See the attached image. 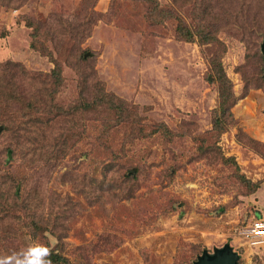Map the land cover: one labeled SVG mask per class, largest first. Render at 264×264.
<instances>
[{
  "label": "rangeland",
  "instance_id": "1",
  "mask_svg": "<svg viewBox=\"0 0 264 264\" xmlns=\"http://www.w3.org/2000/svg\"><path fill=\"white\" fill-rule=\"evenodd\" d=\"M234 10L231 0H0V91L26 112L3 111L9 131L0 121V178L20 197L6 194L0 254L38 242L66 264H194L230 245L240 264H264V243L242 234L264 222V35L233 23ZM27 20L90 30L86 63L60 45V87L55 63L31 48ZM207 23L215 41L202 44ZM180 24L194 41L178 39ZM218 65L244 101L232 109L237 124L217 135ZM84 70L136 106L138 120L53 119L49 103L69 110Z\"/></svg>",
  "mask_w": 264,
  "mask_h": 264
},
{
  "label": "trees",
  "instance_id": "2",
  "mask_svg": "<svg viewBox=\"0 0 264 264\" xmlns=\"http://www.w3.org/2000/svg\"><path fill=\"white\" fill-rule=\"evenodd\" d=\"M234 7V22L239 25L242 30H246V27H251L249 30L257 31L261 36L264 35V0H231ZM237 11V12H236ZM240 13V16H238ZM253 18L250 22V18ZM232 23V22H229ZM256 24L253 28L252 24ZM88 24V23H87ZM86 24V25H87ZM26 26L31 29V48L37 52H43L44 56L50 57V60L55 63V69L52 70L50 77L53 84L59 85L63 84L61 77V63L56 57L59 52L60 45H66L67 50L65 55L74 56L75 60L86 63L88 59H85L86 53L81 52L80 42L89 36L90 30H83L81 33L79 30L84 28L85 25L82 24V27H74L69 29L67 27L60 28L55 27L54 23L50 20L48 21H38L27 20ZM191 30L187 29V26L180 24L177 31V37L180 40L184 41H194V34L190 32ZM46 32V33H44ZM201 37V43L207 44L211 41H215L212 31L209 29L208 23L205 27H202L198 33ZM81 65V64H80ZM64 70V69H63ZM89 71L87 74L85 70L80 73L79 76V97L78 101L69 109L65 110L63 108H58V106L52 101L49 103L50 107L56 110V116L53 119L60 118L62 120H67V117L77 116L81 114H90L94 116H103L108 121L113 124L128 123L130 120L136 122L138 120V110L136 106H131L126 102L120 100L115 95L108 93L105 90L103 82H101L96 74V72ZM57 79V82H56ZM212 82L218 85L219 92V101L218 106L212 111V122H213V131L215 134H221L227 130H230L237 124V119L233 114V107L237 104L238 98L235 95L232 82L228 79L223 67L218 65L215 67V70L212 74ZM6 91L3 93L0 91V121L4 122V131H9L11 125L8 124V121L4 119L3 111L5 113H15L16 115L25 114L26 112L20 111L16 112L12 110L11 104L14 98L8 95ZM53 98V97H52ZM47 104V103H46ZM33 105V104H32ZM32 114H38L37 109L33 106ZM35 111V112H34ZM67 116H65V115ZM3 116V118L1 117ZM36 119H38L36 117ZM50 120V119H49ZM81 121V120H80ZM105 121V120H103ZM78 122V120H77ZM79 123V122H78ZM77 123V124H78ZM134 124V123H133ZM163 125L153 128L151 132L142 131L143 138L148 137L149 135H157L162 129ZM107 130V129H106ZM111 130V126L108 128ZM35 132H33L34 135ZM214 134V133H213ZM217 135L213 136L216 137ZM32 137V136H31ZM204 144V143H203ZM202 152L208 156H214L216 159V145L205 144L200 146ZM11 152V151H10ZM214 154V155H213ZM225 163L236 167L238 170V164L234 159H225ZM136 173V170H133ZM243 182L245 179L240 177ZM8 180V181H7ZM7 180L0 178V222H2L3 211L7 209L8 200L6 194L11 192L12 186H14V181L11 182V178ZM11 182V183H9ZM248 183V181H245ZM260 184H253L251 186V191L256 192L259 190ZM13 193V192H12ZM11 195V199H19V192L14 193L15 196ZM21 196V194H20ZM257 218H260V214H256ZM36 232L39 233L40 229L33 225ZM1 240V239H0ZM1 242V241H0ZM1 247V244H0ZM52 264H66L67 260L63 258L60 254L52 252L49 257ZM238 264L239 261H238Z\"/></svg>",
  "mask_w": 264,
  "mask_h": 264
},
{
  "label": "clouds",
  "instance_id": "3",
  "mask_svg": "<svg viewBox=\"0 0 264 264\" xmlns=\"http://www.w3.org/2000/svg\"><path fill=\"white\" fill-rule=\"evenodd\" d=\"M51 254L49 246L33 242L18 250L0 254V264H52L49 259Z\"/></svg>",
  "mask_w": 264,
  "mask_h": 264
},
{
  "label": "water",
  "instance_id": "4",
  "mask_svg": "<svg viewBox=\"0 0 264 264\" xmlns=\"http://www.w3.org/2000/svg\"><path fill=\"white\" fill-rule=\"evenodd\" d=\"M240 256L230 245L215 248L213 253L204 251L194 264H238Z\"/></svg>",
  "mask_w": 264,
  "mask_h": 264
},
{
  "label": "built area",
  "instance_id": "5",
  "mask_svg": "<svg viewBox=\"0 0 264 264\" xmlns=\"http://www.w3.org/2000/svg\"><path fill=\"white\" fill-rule=\"evenodd\" d=\"M244 239L250 245H259L264 243V222L258 221L253 225L246 227L242 232Z\"/></svg>",
  "mask_w": 264,
  "mask_h": 264
},
{
  "label": "crops",
  "instance_id": "6",
  "mask_svg": "<svg viewBox=\"0 0 264 264\" xmlns=\"http://www.w3.org/2000/svg\"><path fill=\"white\" fill-rule=\"evenodd\" d=\"M250 96H251V95H250ZM250 96H249V97H250ZM249 97H248V98H249ZM245 98H247V97H245ZM243 101H244V99L240 100L234 109H236V108L238 107L239 103H243ZM233 111H234L235 117H236L237 119H239V116L236 115L237 113L235 112V110H233Z\"/></svg>",
  "mask_w": 264,
  "mask_h": 264
}]
</instances>
